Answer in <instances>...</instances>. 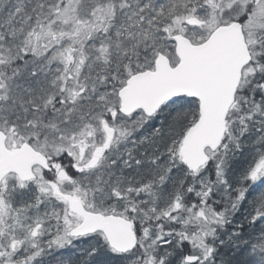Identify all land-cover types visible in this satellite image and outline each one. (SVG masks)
<instances>
[{"label":"snow or ice","instance_id":"snow-or-ice-1","mask_svg":"<svg viewBox=\"0 0 264 264\" xmlns=\"http://www.w3.org/2000/svg\"><path fill=\"white\" fill-rule=\"evenodd\" d=\"M0 264H264V0H0Z\"/></svg>","mask_w":264,"mask_h":264}]
</instances>
